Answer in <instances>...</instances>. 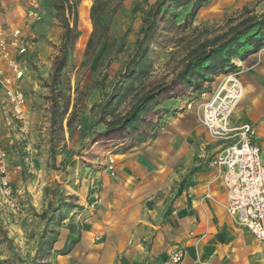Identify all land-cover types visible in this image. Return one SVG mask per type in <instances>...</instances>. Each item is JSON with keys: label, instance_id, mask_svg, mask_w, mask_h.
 <instances>
[{"label": "rangeland", "instance_id": "obj_1", "mask_svg": "<svg viewBox=\"0 0 264 264\" xmlns=\"http://www.w3.org/2000/svg\"><path fill=\"white\" fill-rule=\"evenodd\" d=\"M17 1L0 0V30L7 40L20 30L25 49L23 55L11 49L23 69L21 79H13L24 99L20 113L0 84V264H57V257H69L74 249L81 254L86 237H98L90 230L108 214L119 216L111 187L121 184L123 175L147 176L157 188L156 197L143 200L146 211L200 167L216 168L220 178L212 162L222 142L207 132L199 107L216 97L230 75L241 85L252 83L255 77L244 70L263 63L264 45L233 59L232 66L207 81L192 80L164 94L138 129L109 131L106 121L126 115L153 86L171 84L199 45L227 34L247 17L262 15L264 0H210L189 19L194 2L187 0H113L103 16L108 35L90 54L95 0H78L81 35L66 54L59 80L54 64L63 57L67 15L52 0H21L23 12L17 10L16 18L23 19V26L4 21ZM162 2L157 29L142 49L149 57L145 72L138 68L124 78L136 69L133 58L148 12ZM0 69L13 77L1 55ZM120 81L125 90L116 95ZM254 127L258 134V124ZM104 196L107 207H102ZM260 244L264 248V241Z\"/></svg>", "mask_w": 264, "mask_h": 264}, {"label": "crops", "instance_id": "obj_2", "mask_svg": "<svg viewBox=\"0 0 264 264\" xmlns=\"http://www.w3.org/2000/svg\"><path fill=\"white\" fill-rule=\"evenodd\" d=\"M15 6L14 17L8 14L4 21L23 26V19L16 18L17 10L23 12L21 0ZM244 72L255 80L242 84L247 95L231 123L234 127L258 124L264 158V61L246 65ZM148 178L123 175L121 184L111 187L115 190L111 204L119 216L108 214L90 230L97 240L87 236L81 254L74 249L69 257H57V264H166L175 248L186 253L181 264H264L262 241L227 213V189L216 168L196 169L181 193L179 186L162 196L159 207L146 211L144 198L158 195ZM107 200L104 196L102 207H107ZM139 221L144 223L137 225Z\"/></svg>", "mask_w": 264, "mask_h": 264}, {"label": "built area", "instance_id": "obj_3", "mask_svg": "<svg viewBox=\"0 0 264 264\" xmlns=\"http://www.w3.org/2000/svg\"><path fill=\"white\" fill-rule=\"evenodd\" d=\"M7 40L0 32V55L8 65L13 77H6L0 69V84L7 89L8 100L15 112L20 113L24 99L13 88V79H21V60L11 54V49L23 55L20 30L12 33ZM243 92L240 80L228 76L213 100L201 105V120L207 132L215 140L222 142L221 154L212 162L220 171V177L227 189L226 211L240 225L248 229L258 241H264V158L258 143L257 129L252 125L234 127L231 117L241 100ZM193 103L188 104L192 108ZM1 158V155H0ZM186 257L184 250L175 248L166 264H181Z\"/></svg>", "mask_w": 264, "mask_h": 264}, {"label": "trees", "instance_id": "obj_4", "mask_svg": "<svg viewBox=\"0 0 264 264\" xmlns=\"http://www.w3.org/2000/svg\"><path fill=\"white\" fill-rule=\"evenodd\" d=\"M110 1L113 0H95L92 5L90 19L94 30L87 45V54H90L91 50L97 47L108 35L109 26L105 24L103 16L109 7ZM187 1L194 2L192 11L188 15L189 19L196 17L203 5L210 0ZM165 4V2L158 3L154 9L148 12L144 26L141 29V38L137 42V51L133 58L136 69L128 70L124 78H128L129 75H135L138 68L141 73L145 72L143 67L149 62V57L145 51L142 52V49L157 29L158 18ZM79 5L78 0H52V6L58 12L67 15L66 22L64 23L65 34L60 49L63 57H59L54 64V76L56 80H59L61 72L67 65L66 54L74 50L81 35L79 28ZM260 45H264V13L258 17H247L238 24L233 25L227 34L199 45L192 51V57L186 62L183 69L176 74L171 84L161 83L148 89L140 95L126 115L118 119L106 121L108 130L126 131L138 129L139 123L145 114L153 104L159 102L164 97V94L192 80L200 82L209 80L212 75L222 73L226 67L232 66L233 59H241L247 54L254 53ZM122 84L123 81H120L115 88L114 94L119 95L125 90L121 87ZM186 184L187 179H184L180 185L179 193L183 191Z\"/></svg>", "mask_w": 264, "mask_h": 264}, {"label": "bare ground", "instance_id": "obj_5", "mask_svg": "<svg viewBox=\"0 0 264 264\" xmlns=\"http://www.w3.org/2000/svg\"><path fill=\"white\" fill-rule=\"evenodd\" d=\"M238 63H240L239 61H238ZM239 65V64H238ZM243 97V92H242V95H241V98Z\"/></svg>", "mask_w": 264, "mask_h": 264}]
</instances>
